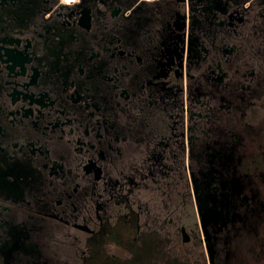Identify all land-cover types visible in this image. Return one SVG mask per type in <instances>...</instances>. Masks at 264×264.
I'll use <instances>...</instances> for the list:
<instances>
[{
    "label": "flooded vegetation",
    "instance_id": "1",
    "mask_svg": "<svg viewBox=\"0 0 264 264\" xmlns=\"http://www.w3.org/2000/svg\"><path fill=\"white\" fill-rule=\"evenodd\" d=\"M0 264H264V0H0Z\"/></svg>",
    "mask_w": 264,
    "mask_h": 264
}]
</instances>
